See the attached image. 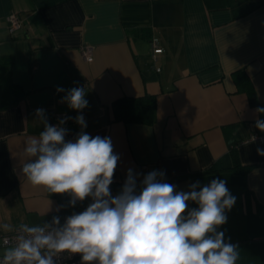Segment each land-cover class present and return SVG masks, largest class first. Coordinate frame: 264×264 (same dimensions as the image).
<instances>
[{
  "label": "crops",
  "instance_id": "1",
  "mask_svg": "<svg viewBox=\"0 0 264 264\" xmlns=\"http://www.w3.org/2000/svg\"><path fill=\"white\" fill-rule=\"evenodd\" d=\"M11 12L22 19L14 33L7 27ZM153 37L162 48L156 60ZM85 44L94 47L91 62L80 53ZM239 70L253 86V104L233 78ZM10 84L20 97L7 106ZM74 87H83L88 101L79 112L61 103ZM145 94L155 96L151 124L113 120L114 100ZM258 107H264V0H0V226L14 230L53 216L63 222L91 203L68 207V194L61 202L22 175L26 141L43 130L35 112L44 109L50 125L55 112L83 115V131L111 139L119 156L113 197L129 169L140 174L137 190L153 170L177 191L226 180L236 202L218 231L238 246L236 264H264V156L257 153L264 141L246 142L264 136L255 127L264 120ZM65 128L66 140L81 131L76 122ZM3 233L9 232L0 227Z\"/></svg>",
  "mask_w": 264,
  "mask_h": 264
},
{
  "label": "clouds",
  "instance_id": "2",
  "mask_svg": "<svg viewBox=\"0 0 264 264\" xmlns=\"http://www.w3.org/2000/svg\"><path fill=\"white\" fill-rule=\"evenodd\" d=\"M61 103L83 110L88 105L85 89L67 90ZM255 111L264 114V107ZM35 116L43 130L26 141L22 175L51 194H68V207L86 198L91 203L63 222L53 216L42 224L19 225L0 264H56L63 253L80 254L81 264H236L238 246L226 242L225 233L218 231L227 222L226 210L236 202L226 180L204 185L197 181L188 191H177L164 180V172L153 170L143 176L137 190L140 174L129 169L113 197L110 185L119 156L113 153L111 139L83 131L87 127L83 115L74 118L81 128L74 140L65 139L68 130L63 127L71 117L53 126L44 109H36ZM255 127L264 132V120L257 119ZM257 153L264 156V150ZM189 202L197 207L189 209ZM0 227L13 231L7 223Z\"/></svg>",
  "mask_w": 264,
  "mask_h": 264
},
{
  "label": "trees",
  "instance_id": "3",
  "mask_svg": "<svg viewBox=\"0 0 264 264\" xmlns=\"http://www.w3.org/2000/svg\"><path fill=\"white\" fill-rule=\"evenodd\" d=\"M233 78L240 91L247 94L251 104L255 103V93L253 86L244 74V71L239 70L233 73ZM6 91L12 93L11 100L4 105H12L19 99L20 94L18 88L11 84L7 86ZM113 120L122 121L124 123H142L151 124L154 120L156 101L155 96L145 94L142 96H122L113 101L112 105ZM62 202L67 194H53Z\"/></svg>",
  "mask_w": 264,
  "mask_h": 264
},
{
  "label": "built area",
  "instance_id": "4",
  "mask_svg": "<svg viewBox=\"0 0 264 264\" xmlns=\"http://www.w3.org/2000/svg\"><path fill=\"white\" fill-rule=\"evenodd\" d=\"M7 27L8 31L10 33H14L15 31L21 29L22 27V19L19 16L18 13L16 12H11L7 18ZM151 44H152V53L154 60H156V55L162 52V48L159 46L158 39L156 37H153L151 39ZM80 53L82 57L85 59L87 62H91L93 60V55H94V47L92 45H82L80 47ZM156 71H159V67H155ZM64 117H71L72 119H68L67 122L63 125V127H68L69 125H73L75 123V115L74 114H67L63 112H55L53 116V120L51 125L55 126L59 123V121L64 118ZM253 137L255 139H253ZM247 141H259L262 142L264 141V136H259L252 134L248 137ZM80 203V202H78ZM17 229V228H15ZM15 229L9 233H3L0 234V247H9L10 242L14 241L16 231ZM8 242V243H6ZM3 254H0V258H2ZM56 264H81V256L80 254H67L63 253L60 255V257L57 259Z\"/></svg>",
  "mask_w": 264,
  "mask_h": 264
},
{
  "label": "rangeland",
  "instance_id": "5",
  "mask_svg": "<svg viewBox=\"0 0 264 264\" xmlns=\"http://www.w3.org/2000/svg\"><path fill=\"white\" fill-rule=\"evenodd\" d=\"M6 247H0V254H3Z\"/></svg>",
  "mask_w": 264,
  "mask_h": 264
}]
</instances>
